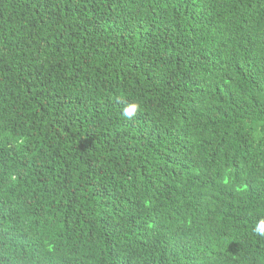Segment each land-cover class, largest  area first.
Here are the masks:
<instances>
[{
  "label": "trees",
  "instance_id": "1",
  "mask_svg": "<svg viewBox=\"0 0 264 264\" xmlns=\"http://www.w3.org/2000/svg\"><path fill=\"white\" fill-rule=\"evenodd\" d=\"M261 217L264 0H0V264H264Z\"/></svg>",
  "mask_w": 264,
  "mask_h": 264
},
{
  "label": "clouds",
  "instance_id": "2",
  "mask_svg": "<svg viewBox=\"0 0 264 264\" xmlns=\"http://www.w3.org/2000/svg\"><path fill=\"white\" fill-rule=\"evenodd\" d=\"M124 107L121 110V115L127 120H133L141 112V104L138 101L128 102L121 97ZM252 232L257 237H264V217H261L252 228Z\"/></svg>",
  "mask_w": 264,
  "mask_h": 264
}]
</instances>
